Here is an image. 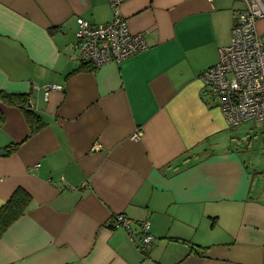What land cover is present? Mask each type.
Listing matches in <instances>:
<instances>
[{"label": "crops", "instance_id": "obj_1", "mask_svg": "<svg viewBox=\"0 0 264 264\" xmlns=\"http://www.w3.org/2000/svg\"><path fill=\"white\" fill-rule=\"evenodd\" d=\"M120 1L147 47L94 69L77 18L109 22L107 0H0V93L44 123L0 98V207L29 197L0 264H264V129L229 126L200 80L243 0ZM116 215L150 221L153 245Z\"/></svg>", "mask_w": 264, "mask_h": 264}, {"label": "built area", "instance_id": "obj_2", "mask_svg": "<svg viewBox=\"0 0 264 264\" xmlns=\"http://www.w3.org/2000/svg\"><path fill=\"white\" fill-rule=\"evenodd\" d=\"M107 1L112 11L109 22L95 24L77 18L75 48L81 59L94 69L119 63L147 47L141 33L130 32L121 14V1ZM243 2L244 9L231 28L229 45L219 48L218 62L203 71L200 80L202 92L217 101L229 126L252 121L264 129V39L257 30V21L264 19V0ZM139 137L140 133L133 136ZM131 224L124 215L111 220L112 229L127 230L133 242L139 240V249L147 251L154 243L150 221L139 222L138 233L132 232Z\"/></svg>", "mask_w": 264, "mask_h": 264}, {"label": "trees", "instance_id": "obj_3", "mask_svg": "<svg viewBox=\"0 0 264 264\" xmlns=\"http://www.w3.org/2000/svg\"><path fill=\"white\" fill-rule=\"evenodd\" d=\"M81 68H86L81 64ZM0 98L9 106H16L23 110L28 123L33 130L44 125L43 121L28 108V95L0 93ZM29 197L21 191L15 192L9 200L0 207V236L7 228L24 214Z\"/></svg>", "mask_w": 264, "mask_h": 264}, {"label": "water", "instance_id": "obj_4", "mask_svg": "<svg viewBox=\"0 0 264 264\" xmlns=\"http://www.w3.org/2000/svg\"><path fill=\"white\" fill-rule=\"evenodd\" d=\"M2 152V154L4 153L3 151H0V153Z\"/></svg>", "mask_w": 264, "mask_h": 264}]
</instances>
